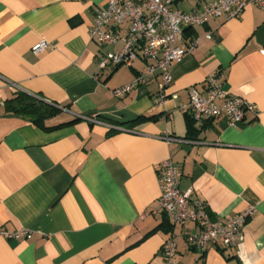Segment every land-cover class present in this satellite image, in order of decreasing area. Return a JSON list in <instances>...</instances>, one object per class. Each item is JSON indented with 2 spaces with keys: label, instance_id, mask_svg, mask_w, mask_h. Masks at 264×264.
<instances>
[{
  "label": "crops",
  "instance_id": "1",
  "mask_svg": "<svg viewBox=\"0 0 264 264\" xmlns=\"http://www.w3.org/2000/svg\"><path fill=\"white\" fill-rule=\"evenodd\" d=\"M107 1L0 0V230L31 233L0 235V264H165L170 236L177 264H264V10L249 5L238 17L184 27L185 38L199 42L172 65L168 98L158 104V75L112 94L145 62L100 68L99 57L121 46L89 36L95 9ZM212 1L174 6L190 12ZM41 40L48 47L33 53ZM214 73L255 108L237 126L178 108ZM18 90L59 107L48 128L4 109ZM167 159L180 173L179 190L202 201L212 219L255 207L242 241L200 251L186 240L195 221L153 212Z\"/></svg>",
  "mask_w": 264,
  "mask_h": 264
},
{
  "label": "built area",
  "instance_id": "2",
  "mask_svg": "<svg viewBox=\"0 0 264 264\" xmlns=\"http://www.w3.org/2000/svg\"><path fill=\"white\" fill-rule=\"evenodd\" d=\"M175 0H108L103 8H96L89 36L101 46L121 43L117 51L104 53L99 57L100 68L119 65L130 66L136 59L145 62L143 70L131 82L114 88L112 94L122 97L146 80L147 75L160 76L161 83L155 95V102L162 104L167 98L166 86L171 81V68L197 46L199 37L185 38L184 27H194L209 19L223 16L225 19L238 17L242 10L254 5L264 10V0H214L201 8L186 12L174 6ZM124 26V31L119 29ZM41 40L31 50L38 53L48 47ZM264 52V49L261 51ZM204 92L191 87L189 100L178 108L190 113L194 119L224 116L231 126L244 121L247 111L254 106L244 98L224 90L217 73L206 79ZM175 97V95H172ZM169 140L171 135L165 133ZM180 173L170 159L161 162L160 195L153 212L163 214L172 223L191 220L198 224V230L186 236L188 244L204 251L216 244L233 247L243 239V225L253 215L255 207L249 205L242 211L228 217L212 219L202 201L192 199L190 192L178 188ZM147 213V211L145 212ZM4 238L28 239V228L13 232L0 230ZM161 253L165 264L175 261L176 241L170 236L163 241Z\"/></svg>",
  "mask_w": 264,
  "mask_h": 264
},
{
  "label": "trees",
  "instance_id": "3",
  "mask_svg": "<svg viewBox=\"0 0 264 264\" xmlns=\"http://www.w3.org/2000/svg\"><path fill=\"white\" fill-rule=\"evenodd\" d=\"M4 109L7 112L28 118L41 128H48L45 126L44 121L59 112V107L55 104L20 90L4 101Z\"/></svg>",
  "mask_w": 264,
  "mask_h": 264
}]
</instances>
